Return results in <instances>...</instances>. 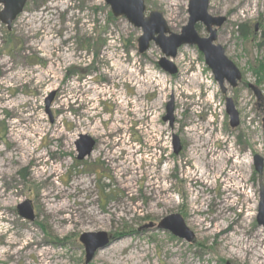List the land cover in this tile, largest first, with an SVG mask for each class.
<instances>
[{
  "label": "rangeland",
  "instance_id": "374dc122",
  "mask_svg": "<svg viewBox=\"0 0 264 264\" xmlns=\"http://www.w3.org/2000/svg\"><path fill=\"white\" fill-rule=\"evenodd\" d=\"M190 1L145 0L147 15L161 14L179 35ZM209 15L226 18L216 44L242 74L228 88L236 129L196 47L180 49L178 74H168L160 48L151 43L141 55L142 31L110 19L104 0H30L10 31L0 22V264H38L39 245L51 264H86L80 238L99 233L111 242L89 264L264 263L253 165L254 156L264 159V74H256L264 67V0H210ZM199 33L207 35L204 26ZM172 98L173 128L163 122ZM81 135L97 142L83 161ZM209 149L230 152L238 165ZM230 168L238 180L215 179ZM203 171L205 185L195 175ZM59 201L62 211L50 214ZM25 203L33 221L19 215ZM76 211L84 212L78 223ZM172 215L193 233L191 243L159 229ZM218 226L231 231L218 235Z\"/></svg>",
  "mask_w": 264,
  "mask_h": 264
},
{
  "label": "water",
  "instance_id": "95a60500",
  "mask_svg": "<svg viewBox=\"0 0 264 264\" xmlns=\"http://www.w3.org/2000/svg\"><path fill=\"white\" fill-rule=\"evenodd\" d=\"M30 0H0L3 10L0 12V22L10 31L13 22L23 13L27 3ZM109 7L112 15L116 19L124 18L130 25L142 31V36L138 40V51L141 55L145 54L151 43H154L163 53V58L159 62L165 72L170 75L178 73L177 67L173 60L178 56V51L185 46H196L204 56L206 65L212 70L215 80L217 81L223 93L225 83L232 88H236L242 81V75L236 66L226 57L225 49L217 45V30L213 27L220 28L226 22L225 18H213L208 14L210 0H191L188 7L189 20L188 24L183 27L181 34H172L168 28L163 16L157 12L151 13L146 17L145 0H104ZM201 23L206 27L208 37L201 38L196 31V26ZM264 39V33L262 34ZM167 115L163 122L169 123L172 128L174 125V101L166 107ZM226 112L230 118V126L236 128L239 126V114L235 109L231 99L227 100ZM96 141L86 135H81L76 142L77 159L83 161L90 157L96 147ZM174 152L178 155L181 151L180 140L177 136L173 137ZM255 172L259 178V209L257 223L264 228V185L262 183L264 175V159L256 155L253 160ZM28 208V212H26ZM19 215L26 220L33 221L34 216L30 209L29 203L18 207ZM159 229L169 231L175 237L184 239L191 243L194 235L186 227L183 219L179 215H172L159 224ZM81 244L85 248L86 264H89L99 251L104 250L110 245L108 235L84 234L80 238Z\"/></svg>",
  "mask_w": 264,
  "mask_h": 264
},
{
  "label": "bare ground",
  "instance_id": "6f19581e",
  "mask_svg": "<svg viewBox=\"0 0 264 264\" xmlns=\"http://www.w3.org/2000/svg\"><path fill=\"white\" fill-rule=\"evenodd\" d=\"M230 3H231V0H229ZM233 5H231V9H233ZM207 140H205L203 143H205ZM204 146H201L200 148H203ZM206 154H208L209 156H212L214 158H216L217 160L216 161H221L222 159H224L226 157V159H229V160H232V165L233 166H237L238 165V162L237 160H234L235 159V156H233V154H230V152H224L223 154L221 153H218V152H215V151H212V150H206ZM211 168H212V165L210 164ZM224 169V168H222ZM225 171H227L226 169L223 170V173L222 171H218L217 174H218V177H216L215 179L216 180H220V179H224L221 183L223 184H226L227 182H231L232 180L236 181L239 179V176H238V172H236V168H230V175L227 177H224L223 174L225 173ZM196 177H198V181L200 183H202L203 185H205V181H203V179L206 177V173L203 171V172H199L198 174L196 173L195 174ZM207 184V183H206ZM237 185V183L234 185V188L235 186ZM58 197L60 196V194L57 195ZM50 198H52V194L49 195ZM48 197V198H49ZM56 197V196H55ZM61 200V199H60ZM77 200V199H76ZM61 201H59V204L58 205H53V207H51L50 211H48L50 214L54 213L55 211H62V209L64 208L62 205H61ZM66 207V205H65ZM67 208V207H66ZM114 213V212H113ZM80 214V215H79ZM78 214V212H73L72 213V218L71 220H73L75 223H78V219L79 217H83L84 216V212H80ZM251 217V216H250ZM249 217V218H250ZM94 220H96V218H94ZM217 228L221 229L220 232H218V235L220 234H223L225 233L226 231H231V229L228 227V228H222L221 226H218ZM206 232H209L210 229L207 228V229H204ZM216 234V233H215ZM251 240H252V237H250L248 239V241H244L245 242V247L243 248V252L249 248V244L251 243ZM31 246H37L35 245L33 242H29V244L27 245V248H30ZM43 246V245H42ZM42 246H38L37 248V260H38V264H51V260L47 258V253L46 251L43 250V247ZM12 257V256H11ZM264 264V263H262Z\"/></svg>",
  "mask_w": 264,
  "mask_h": 264
},
{
  "label": "flooded vegetation",
  "instance_id": "af4514ba",
  "mask_svg": "<svg viewBox=\"0 0 264 264\" xmlns=\"http://www.w3.org/2000/svg\"><path fill=\"white\" fill-rule=\"evenodd\" d=\"M209 5H210V3H209ZM146 6V5H145ZM153 13V12H152ZM151 14V13H150ZM149 14V15H150ZM208 14H209V7H208ZM111 15H112V13H111ZM149 15H147V10H146V17H148ZM189 15V14H188ZM210 16V15H209ZM112 17H113V15H112ZM114 18V17H113ZM220 18H222V17H220ZM226 19V18H225ZM189 20V19H188ZM227 21V20H226ZM188 24V23H187ZM168 25V24H167ZM200 26H204L203 24H201V23H199L197 26H196V31H197V33L199 34V36L201 37V38H207L208 37V33H207V30H206V27H205V31H206V36H202L200 33H199V28H200ZM169 28V27H168ZM183 29V28H182ZM218 29L219 28H216V27H213V30H217V33H218ZM258 31V28L256 29V32ZM182 32V31H181ZM264 32H262V34H263ZM173 34V33H172ZM262 34H261V37H262ZM177 35V34H176ZM217 39H218V37H217ZM263 39V38H262ZM264 40V39H263ZM217 43V42H216ZM185 47H187V46H185ZM194 47H196V46H194ZM183 48V47H182ZM181 48V49H182ZM197 48V47H196ZM198 49V48H197ZM180 51V50H179ZM179 51H178V54H179ZM199 51V50H198ZM200 52V51H199ZM226 55V54H225ZM203 56V55H202ZM178 57V56H177ZM204 57V56H203ZM227 57V56H226ZM228 58V57H227ZM230 60V59H229ZM161 61V60H160ZM231 61V60H230ZM232 62V61H231ZM173 63H174V60H173ZM233 63V62H232ZM234 64V63H233ZM175 65V64H174ZM235 65V64H234ZM176 66V65H175ZM208 67V66H207ZM209 68V67H208ZM237 68V67H236ZM178 69V68H177ZM210 69V68H209ZM238 69V68H237ZM211 70V69H210ZM211 72H212V70H211ZM241 73V72H240ZM178 74V73H177ZM176 74V75H177ZM213 74V73H212ZM242 75V74H241ZM214 76V75H213ZM215 79V78H214ZM242 82V81H241ZM241 82H239L238 83V86L241 84ZM226 85H227V87H226ZM238 86L236 87V88H238ZM224 88L226 89V93H223V91L221 90V92H222V94H223V96H225L226 98H225V101H226V104H227V100L228 99H231L232 100V102L234 103V106H235V109H236V111H237V108H236V104H235V102H234V100L232 99V98H230V97H228V88H230L231 90H234V89H236V88H232L230 85H228L227 83H225V85H224ZM174 101V100H173ZM238 112V111H237ZM239 114V113H238ZM226 115L228 116V114H227V112H226ZM229 117V116H228ZM230 119V118H229ZM239 120H240V115H239ZM239 126H240V123H239ZM238 126V127H239ZM173 127H174V125H173ZM172 127V128H173ZM231 127V126H230ZM238 127H236V128H238ZM232 128V127H231ZM236 128H232V129H236ZM180 145H181V143H180ZM181 150H182V145H181ZM255 157V156H254ZM262 158V157H261ZM253 160H254V158H253ZM253 165H254V163H253ZM258 175V174H257ZM259 179V178H258Z\"/></svg>",
  "mask_w": 264,
  "mask_h": 264
},
{
  "label": "trees",
  "instance_id": "16d2710c",
  "mask_svg": "<svg viewBox=\"0 0 264 264\" xmlns=\"http://www.w3.org/2000/svg\"><path fill=\"white\" fill-rule=\"evenodd\" d=\"M110 19H113V17L111 16ZM243 28H244V27H242V30H241L242 33H244V29H243ZM245 34H246V31H245ZM263 68H264V67L262 66V67L258 70V72H256V74H257V75H261V73L264 74V69H263Z\"/></svg>",
  "mask_w": 264,
  "mask_h": 264
}]
</instances>
